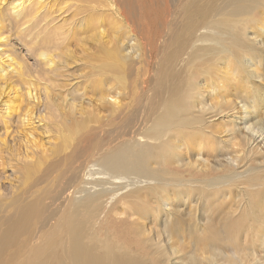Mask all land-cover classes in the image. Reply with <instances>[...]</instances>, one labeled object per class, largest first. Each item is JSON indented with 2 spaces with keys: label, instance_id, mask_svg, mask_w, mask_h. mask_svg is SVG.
Returning a JSON list of instances; mask_svg holds the SVG:
<instances>
[{
  "label": "bare ground",
  "instance_id": "1",
  "mask_svg": "<svg viewBox=\"0 0 264 264\" xmlns=\"http://www.w3.org/2000/svg\"><path fill=\"white\" fill-rule=\"evenodd\" d=\"M7 1L0 0V21L9 15L16 23L43 15L49 3L10 2L6 14ZM65 1L50 0L53 6ZM109 1L118 18L128 15L117 0ZM53 6L51 15L61 11ZM177 11L173 38L156 56L154 37H144L148 44L141 37L147 23L113 21L118 42L96 32L108 45L100 67L108 68L116 87L99 91L96 101L109 113L111 129L102 127L100 139L93 131L90 150L79 124H52L54 114L38 112L42 90L34 81L15 83L26 68L0 23V166L17 174L19 164L56 155L59 144L48 135L53 126H61L56 139L68 151V165L52 188L34 191L25 181L30 195H22L0 185V264H264V95L247 93L253 85L264 87V0H185ZM39 57L56 65L55 55ZM135 59L153 67L141 82L149 87L141 88V100L123 104L122 71ZM242 79L244 96L232 99L222 91ZM17 124L19 136L13 134ZM224 134L233 148L210 154L222 149L214 139ZM193 142L198 152L190 155Z\"/></svg>",
  "mask_w": 264,
  "mask_h": 264
},
{
  "label": "rangeland",
  "instance_id": "2",
  "mask_svg": "<svg viewBox=\"0 0 264 264\" xmlns=\"http://www.w3.org/2000/svg\"><path fill=\"white\" fill-rule=\"evenodd\" d=\"M21 1L24 0H8L7 3H5L4 12L9 14L10 2L17 3ZM33 1L44 2V0ZM66 1L64 4L61 3L62 5L55 6H53L50 0L46 1L49 2L47 4L49 9L53 6L57 10L60 8L61 11L54 12L51 15V12H48V8H46L42 12L43 15H37L38 18L32 19L29 23L26 21L16 23L15 18L5 13L6 16L1 17L2 21H0V23L5 24L3 30L5 36H8L10 39L9 48L12 47L14 56L22 63V66L26 68L24 78L14 79L15 83L19 84V87H22V82L24 80L34 81L38 85V90H42L40 98L41 104L39 108L37 106L38 112L41 115H45L48 111L54 114L56 119L51 117L52 120H49L50 123H52L51 121L56 123L62 120L68 125H73V127H76V123L79 124V134H87V138L82 145L84 148L90 150L94 139V137L91 138L93 131L94 136L100 139L101 136L104 137V131L101 129L102 127H106L105 130L107 131L111 129L107 127V120L110 118L109 113H107V110L105 109V111L103 106L99 105L100 103L98 104L96 100L101 91L107 92L108 87H116L114 83L116 81H113L110 71L105 66H103V68L100 67L101 63L99 61L100 57L103 56L102 51H105L108 47L106 42L107 37L110 38L108 39L109 41L118 42V40L114 38L115 36L111 25L112 22H121V26H125L127 23L136 25L149 24L150 31L147 26H144L145 34L141 35V37L144 38L148 35L154 37L152 42L157 44L156 46L159 50H156L154 53V56H156L160 54L163 44L170 40L171 37L173 38V25L181 20L177 14V10L185 0H141L144 1L143 6H140L141 3H138L140 0H117V3L120 6H124L123 8L128 11V15L123 19L118 18V15L115 13V7H111V2L109 0ZM0 7H2V5H0ZM132 8H136L137 10H132ZM131 12L133 15L130 19ZM45 15H47L48 18H46ZM139 16L145 18L140 20ZM45 28L46 32L41 33ZM127 31L131 32V29L128 28ZM139 31L140 30L137 29L138 33ZM96 32H99V34L101 32L102 37L104 36L103 38L106 40L98 42L97 36L99 34L95 36ZM144 41L148 44L146 38H144ZM158 43L160 44L158 45ZM170 46H172L170 51H173L172 42ZM40 53L55 55L56 59L54 58V60L56 65L41 64L42 59L39 57ZM1 56L2 48H0V57ZM136 60L137 59L132 60L128 67L122 71V74L126 76L125 78L128 86L127 92L129 93V97L127 93L123 104L130 101L131 98L141 100L143 98L142 91L149 87V85L142 84L141 82L143 79H148L150 72L151 74L153 72V67L149 68L146 66L145 64H147V62L143 60H138V63ZM50 66H54V68L51 70ZM173 68H175L174 65ZM219 74L220 72L214 77L219 79ZM262 74L264 75V67L262 69ZM196 77V82L199 83L200 86L204 85L205 78L199 73ZM246 84L247 81H243V79L236 87L232 86L233 83L230 82L225 88H222V91H226L231 94L230 97L232 99H236L237 95H245L244 90H246ZM142 87L144 90L141 89ZM44 89H47L48 97H46ZM247 93H250V98L254 99V96L264 95V87L253 85L251 90ZM48 100H50V102ZM47 102H49V105L46 104ZM259 103L261 102L259 101ZM45 105H47V108ZM81 105L86 109L84 117L79 114V112L84 111L81 109ZM87 116H91V118H86ZM98 117H100V119H97ZM214 120L213 124L216 127L220 124V121H218V118ZM1 124L0 121V125ZM36 124H34L35 127L37 126ZM95 126L101 127L98 130ZM17 127L18 124L13 134L19 136L17 134ZM38 127L39 126H37L36 129L39 133L43 134L44 130ZM217 128L220 129V132L223 131L221 125L219 127L217 126ZM59 131H61V126L58 128L53 126L49 130L51 133L48 134L52 137V141L59 144L54 151L56 155H48V158L42 160L40 164L35 163L28 165L27 161L23 165L19 164L17 167L19 169L17 174L0 166V185L3 187V191L9 194L16 192L17 194L30 195V191L26 188L29 183L33 188L35 187L34 191L40 188H52L55 180L61 176L68 165L63 159L68 151H66L62 141L56 139V137L60 136ZM41 134H39L41 137L47 135L45 134L43 136ZM74 135L75 134L72 135L70 140L78 136ZM4 136V129L0 127V139L4 138ZM226 136L227 135L224 134L214 139L216 144L222 142L223 146H220L222 148L221 150H218L217 147L219 146H216V151L214 153L210 152V154L219 155L217 152L222 151L225 153L233 148L232 140L229 139L230 137L225 138ZM193 144L194 142L190 145V155H195L198 152ZM207 151L208 150L205 148L202 152L205 155ZM16 177H18L19 180H15ZM25 181L29 183L26 184Z\"/></svg>",
  "mask_w": 264,
  "mask_h": 264
}]
</instances>
